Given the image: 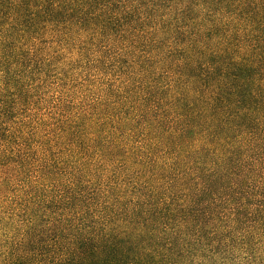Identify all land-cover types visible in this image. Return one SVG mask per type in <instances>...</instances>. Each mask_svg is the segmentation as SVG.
<instances>
[{
	"label": "trees",
	"instance_id": "obj_1",
	"mask_svg": "<svg viewBox=\"0 0 264 264\" xmlns=\"http://www.w3.org/2000/svg\"><path fill=\"white\" fill-rule=\"evenodd\" d=\"M0 264H264V0H0Z\"/></svg>",
	"mask_w": 264,
	"mask_h": 264
}]
</instances>
